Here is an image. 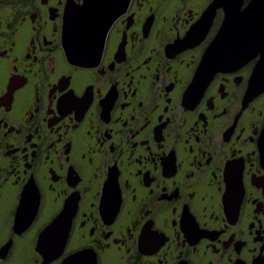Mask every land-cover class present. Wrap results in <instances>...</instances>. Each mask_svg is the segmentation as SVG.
<instances>
[{"label": "flooded vegetation", "instance_id": "obj_1", "mask_svg": "<svg viewBox=\"0 0 264 264\" xmlns=\"http://www.w3.org/2000/svg\"><path fill=\"white\" fill-rule=\"evenodd\" d=\"M215 1L130 0L82 66L83 0H0V264H264V90L201 82Z\"/></svg>", "mask_w": 264, "mask_h": 264}, {"label": "water", "instance_id": "obj_2", "mask_svg": "<svg viewBox=\"0 0 264 264\" xmlns=\"http://www.w3.org/2000/svg\"><path fill=\"white\" fill-rule=\"evenodd\" d=\"M130 0H83L69 5L64 24L68 58L86 66L98 60L108 31ZM248 4L245 6V4ZM225 11L223 25L201 63V82L207 83L219 71L239 67L258 58L250 81L249 95L264 90V0H216ZM264 153V133L262 139Z\"/></svg>", "mask_w": 264, "mask_h": 264}]
</instances>
